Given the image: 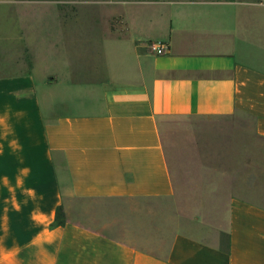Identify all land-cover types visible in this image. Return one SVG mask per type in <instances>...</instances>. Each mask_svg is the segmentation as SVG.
I'll use <instances>...</instances> for the list:
<instances>
[{"label":"crops","instance_id":"crops-1","mask_svg":"<svg viewBox=\"0 0 264 264\" xmlns=\"http://www.w3.org/2000/svg\"><path fill=\"white\" fill-rule=\"evenodd\" d=\"M249 7L214 0L90 5L114 10L95 17V45L87 39L77 55L61 48L62 31L79 16L63 20L55 8L54 68L44 72L35 51L34 62L23 57L30 44L18 25L24 14L0 10L17 32L0 36V264H264V174L246 167L223 226L191 230L159 210L175 192L160 133L166 120L244 115L264 142V47L255 49L253 32L235 15ZM157 41L163 55L149 48ZM93 48L129 59L126 78L105 56L92 63ZM58 207L65 224L51 226Z\"/></svg>","mask_w":264,"mask_h":264},{"label":"rangeland","instance_id":"rangeland-1","mask_svg":"<svg viewBox=\"0 0 264 264\" xmlns=\"http://www.w3.org/2000/svg\"><path fill=\"white\" fill-rule=\"evenodd\" d=\"M214 1L252 3L254 10L249 7L246 14L235 12V15L239 19L243 18V24L250 29L251 34L253 32L252 43L255 49L259 45L264 47V0ZM116 2L118 0H0V10L14 6V13L21 16L24 14L18 25L25 29V41L30 44L24 45L23 57L32 63L36 53V67L44 72L54 68L50 58L57 39L54 31L59 30L54 20L55 8L63 20H73L79 16L77 22L62 31L67 43L61 48L64 55H77V47L87 39L95 45L94 38L91 39L95 17L102 18L114 10L107 8L109 10L92 11L89 9L90 5L113 6ZM20 9L25 10V13L17 12ZM42 22L46 23L44 31L47 35L42 33ZM117 22L116 17L111 19L112 31L117 30ZM13 26L12 18H3L0 12V36L7 31L10 33L11 28L16 35V28ZM22 45L15 44V50L18 51ZM5 49V42L0 41V73L5 68ZM93 53L90 60L92 63L105 56L107 59L104 62L109 63L111 69L114 68L120 75L125 64L130 62L120 52L102 55L100 50L93 48ZM122 78L126 77L122 74ZM160 133L175 192L172 201L159 204V210L172 211L175 218L179 216L191 230L223 226L228 202L244 190L242 185L246 177H249L246 167L252 169L254 176L261 177L264 174V142L255 136L252 120L244 115L168 119L161 124Z\"/></svg>","mask_w":264,"mask_h":264},{"label":"built area","instance_id":"built-area-1","mask_svg":"<svg viewBox=\"0 0 264 264\" xmlns=\"http://www.w3.org/2000/svg\"><path fill=\"white\" fill-rule=\"evenodd\" d=\"M149 48L156 54V55H163L165 53L166 46L163 42L157 41L153 42L149 45Z\"/></svg>","mask_w":264,"mask_h":264},{"label":"trees","instance_id":"trees-1","mask_svg":"<svg viewBox=\"0 0 264 264\" xmlns=\"http://www.w3.org/2000/svg\"><path fill=\"white\" fill-rule=\"evenodd\" d=\"M65 224V215L62 207H58L55 214V220L51 226H63Z\"/></svg>","mask_w":264,"mask_h":264}]
</instances>
